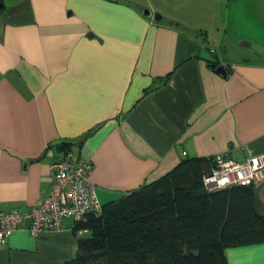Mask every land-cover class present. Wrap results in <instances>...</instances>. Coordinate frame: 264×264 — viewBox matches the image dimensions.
<instances>
[{"label":"crops","instance_id":"obj_1","mask_svg":"<svg viewBox=\"0 0 264 264\" xmlns=\"http://www.w3.org/2000/svg\"><path fill=\"white\" fill-rule=\"evenodd\" d=\"M0 1V211L23 212L46 196L50 164L69 155L91 160L88 179L105 205L183 159L264 154V56L220 57L193 20L203 0ZM95 127L70 149L53 145ZM254 201L264 216V177ZM61 224L39 236L15 230L0 264L72 259L78 231L71 219ZM225 255L228 264H264V243Z\"/></svg>","mask_w":264,"mask_h":264},{"label":"trees","instance_id":"obj_2","mask_svg":"<svg viewBox=\"0 0 264 264\" xmlns=\"http://www.w3.org/2000/svg\"><path fill=\"white\" fill-rule=\"evenodd\" d=\"M208 63L213 69L221 64ZM70 141L53 145L70 149ZM213 159H183L159 179L102 205L100 215L75 223V232L86 231L64 264H228L227 248L264 243L254 186L204 188L202 177L211 171L205 163L213 167Z\"/></svg>","mask_w":264,"mask_h":264},{"label":"built area","instance_id":"obj_3","mask_svg":"<svg viewBox=\"0 0 264 264\" xmlns=\"http://www.w3.org/2000/svg\"><path fill=\"white\" fill-rule=\"evenodd\" d=\"M210 52L215 50L210 49ZM70 156L50 164V189L46 196L23 212L17 209L0 211V245L7 243L12 232L24 227L33 236H39L44 231L61 228L65 218L80 223L89 214H101L102 204L97 199L95 186L88 179L93 167L91 160L74 161ZM213 160L211 171L202 177L207 191L239 185L255 186L264 177V154L237 162L224 152L215 155ZM77 231L81 236L86 229Z\"/></svg>","mask_w":264,"mask_h":264},{"label":"rangeland","instance_id":"obj_4","mask_svg":"<svg viewBox=\"0 0 264 264\" xmlns=\"http://www.w3.org/2000/svg\"><path fill=\"white\" fill-rule=\"evenodd\" d=\"M204 6L193 2L194 21L203 26L208 43L227 59L248 55L239 45L242 40L264 48V0H203ZM195 9H202L196 12ZM204 9V10H203ZM220 44V45H219Z\"/></svg>","mask_w":264,"mask_h":264},{"label":"water","instance_id":"obj_5","mask_svg":"<svg viewBox=\"0 0 264 264\" xmlns=\"http://www.w3.org/2000/svg\"><path fill=\"white\" fill-rule=\"evenodd\" d=\"M143 14L145 16L150 17L152 15L151 11L149 8H145L143 11ZM161 18V16L159 14H154V19L156 21H159ZM239 45L245 49H248L249 51L260 55V56H264V48H261L260 46L256 45L253 42L250 41H246V40H242L239 42ZM217 72H219L220 74H222L223 76H225L227 74L226 68L224 65H219L216 68ZM97 129V127L91 129L90 131H88L87 133L83 134L81 137H79L78 139L75 140H71L70 142L72 144H76L78 142H81L82 140H84L85 138H87L88 136H90L95 130Z\"/></svg>","mask_w":264,"mask_h":264}]
</instances>
